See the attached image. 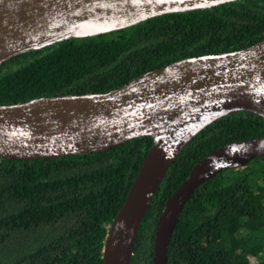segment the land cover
Masks as SVG:
<instances>
[{
    "label": "trees",
    "instance_id": "16d2710c",
    "mask_svg": "<svg viewBox=\"0 0 264 264\" xmlns=\"http://www.w3.org/2000/svg\"><path fill=\"white\" fill-rule=\"evenodd\" d=\"M264 37V0L171 11L96 35L63 39L0 63V103L105 91L190 55ZM264 134V118L237 110L182 146L138 225L128 264H151L165 198L209 150ZM151 143L139 135L103 150L35 159L0 157V264H100L107 224ZM166 264H264V156L202 181L183 204Z\"/></svg>",
    "mask_w": 264,
    "mask_h": 264
},
{
    "label": "water",
    "instance_id": "95a60500",
    "mask_svg": "<svg viewBox=\"0 0 264 264\" xmlns=\"http://www.w3.org/2000/svg\"><path fill=\"white\" fill-rule=\"evenodd\" d=\"M230 0H0V63L57 41L96 35L171 11ZM237 110L264 118V37L246 46L175 59L105 91L0 103V157L35 159L106 149L139 135L151 143L107 224L100 264H128L145 210L182 146L215 118ZM264 156V134L209 150L165 198L151 264H166L183 204L214 173Z\"/></svg>",
    "mask_w": 264,
    "mask_h": 264
}]
</instances>
